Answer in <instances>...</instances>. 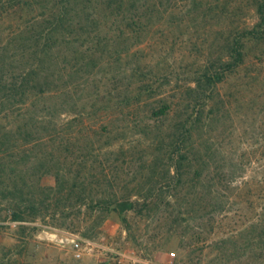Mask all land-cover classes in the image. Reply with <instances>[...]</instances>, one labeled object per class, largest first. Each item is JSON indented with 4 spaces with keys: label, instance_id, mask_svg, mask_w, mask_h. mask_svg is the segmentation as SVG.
I'll use <instances>...</instances> for the list:
<instances>
[{
    "label": "rangeland",
    "instance_id": "374dc122",
    "mask_svg": "<svg viewBox=\"0 0 264 264\" xmlns=\"http://www.w3.org/2000/svg\"><path fill=\"white\" fill-rule=\"evenodd\" d=\"M164 2H170V10L159 24L147 30L141 46L145 63L169 72L186 65L198 67V62L208 55L221 23L213 13L204 18L193 9L192 0ZM12 3L17 4L0 0V76L5 69L8 82L19 78V67L27 62L20 48L19 15L28 19L39 11L19 12V6ZM242 13L243 19L256 21L252 9L244 8ZM251 57L255 58L253 54ZM56 67L53 64L51 70ZM254 67L258 66L250 62L248 75L253 71L252 76L242 70L221 85L225 103L212 126L201 131L211 148L205 162L187 166L189 173L181 180L159 181L151 194L147 192L152 187L151 170L139 171V167L143 156L153 158L152 153L159 152L147 146L150 137L132 128L133 112L126 116L120 111L107 113L100 107L88 106L81 115L80 107L74 104L79 98L78 103L90 100L102 73L95 74L89 87L73 94V98L38 100L22 111L19 99L15 102V98L7 96L9 99L0 100V139L8 137L3 148L19 150V123H29V128L43 138L39 146L28 144L33 149L20 161L31 155L32 161L26 167L20 162L22 173L19 154L2 161L7 168L0 175V264H72L65 250L46 238L47 232L57 230L78 232L109 247L134 246L157 260L166 259L174 251L173 264H264V62L258 70ZM61 80L70 79L66 75ZM184 81L181 79L179 85ZM175 85L174 80L171 87H166V94H176L180 88ZM68 99L69 103H65ZM54 105L59 114L53 113V118L62 124L59 131L73 132L72 140L76 138V142L65 152L69 157L60 163H49L53 172L43 175L49 154L60 156L61 151L43 124L34 121L37 125L31 127L30 123H34L32 118L47 117L46 106ZM121 118L124 119L120 121ZM1 155L0 152V163ZM120 156L128 158L130 166L122 169L116 161ZM59 168L66 174L68 184L77 177L87 181L86 202L79 200L78 191L57 201L39 188L55 186L54 171ZM200 168L201 179L196 177ZM25 179L41 184L25 190L35 194L38 208L34 213L24 212V218L19 220L14 218L19 212V198L6 197L5 192L6 187L14 189L15 182L19 186ZM127 192L139 199L135 210L121 214L104 206L105 200Z\"/></svg>",
    "mask_w": 264,
    "mask_h": 264
},
{
    "label": "trees",
    "instance_id": "16d2710c",
    "mask_svg": "<svg viewBox=\"0 0 264 264\" xmlns=\"http://www.w3.org/2000/svg\"><path fill=\"white\" fill-rule=\"evenodd\" d=\"M12 2H17L12 5L19 6V12L39 11L28 19H25L24 14L19 15L20 48L27 62L19 67V78L11 79L10 82L4 69L0 76V100L15 98L16 102L19 99V108L22 107L19 110L22 111L38 100L60 96L73 98V94L89 87L90 80L95 74L102 73L95 82L90 100L78 103L81 99L79 98L74 104L80 107L81 115L88 106L93 109L100 107L107 113L120 111L126 116L133 112L135 116L132 128L150 137L147 146L159 152L158 154L153 152V158L143 156L139 167V171L148 168L151 170L149 182L152 187L147 191L149 194L159 186V181L181 180L182 176L189 173L186 171L187 166L192 168L193 164L202 165L205 162L204 159L209 155L208 151H211V148L201 131L212 126L216 115L221 111V104L225 103L221 97V85L242 70L247 71L246 76H252L253 71L248 75L250 62L258 67L264 62V0L207 2L192 0L193 9L201 12L203 17L213 13L211 15L217 17V23L221 25L216 31L215 41L210 45L208 55L202 63L198 62V67L186 65L170 72L147 65L144 48L141 47L149 33L147 30L159 24L170 10L168 9L170 2L165 3L164 0H19V2L12 0ZM244 8L254 11L256 21L251 22L245 17L243 19ZM83 15L86 17L82 18ZM133 46L137 47L132 49ZM196 49L202 51L201 48ZM252 54L255 58L251 57ZM53 64L57 67L51 70ZM258 67H254L255 70H258ZM66 75L70 80L62 81ZM51 76L54 78L51 79ZM181 79L185 81L179 85ZM174 80L176 81L174 88L180 89L176 94L168 95L166 87H171ZM68 101L69 99L64 102L69 103ZM46 108L47 117L32 118V121L43 124L44 129L49 130L50 137L57 143L61 154L60 156H56L55 153L49 154L51 158L48 157V165L43 166V175L53 172V167L49 163L52 161L60 163L63 158L67 159L69 154L65 152H69L76 142V138L72 140L73 132H67L66 129L59 131L62 124L53 118V113L59 114L57 105ZM35 122L30 123L31 127H36ZM28 125L27 122L19 123V150L16 147L3 148L2 146L6 145L4 140L8 137L0 139L2 154L0 175L5 174L7 168L6 162L2 161L6 158H15L18 154L19 173H22L20 159L33 149L28 147V144H34L35 147L43 144V138L37 136ZM103 127L108 131V126ZM77 141L80 142L81 138L78 137ZM31 159L32 155L22 162L23 167H26ZM116 161L120 162L122 169L131 163L128 158L123 159L121 156L117 157ZM80 162L82 164V161ZM13 172L15 173V170ZM54 172L57 184L52 187H39L41 186L39 181L29 182L26 179L24 184L19 183V186L15 182L14 189L6 187V197L19 198V212L15 213V219L22 220L24 212L28 210L32 213L37 211L35 194L25 191L28 187L38 186L47 196L57 201L63 197L70 198L78 191L79 200L86 202L88 196L85 179L77 177L68 184L63 169H55ZM202 174L200 168L196 177L201 179ZM138 203L139 199H134L133 194L127 192L121 197L105 200L103 204L106 208L122 214L135 210Z\"/></svg>",
    "mask_w": 264,
    "mask_h": 264
},
{
    "label": "built area",
    "instance_id": "2783aa9c",
    "mask_svg": "<svg viewBox=\"0 0 264 264\" xmlns=\"http://www.w3.org/2000/svg\"><path fill=\"white\" fill-rule=\"evenodd\" d=\"M46 234V238L65 250L72 264H173L176 258L172 251L166 259L157 260L134 246L109 247L74 231L57 230Z\"/></svg>",
    "mask_w": 264,
    "mask_h": 264
}]
</instances>
